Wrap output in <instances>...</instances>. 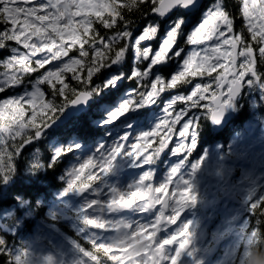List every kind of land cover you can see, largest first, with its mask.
<instances>
[{
  "label": "rangeland",
  "instance_id": "obj_1",
  "mask_svg": "<svg viewBox=\"0 0 264 264\" xmlns=\"http://www.w3.org/2000/svg\"><path fill=\"white\" fill-rule=\"evenodd\" d=\"M112 1L115 0H53L52 4H47L42 3L41 0H35L34 7L28 8L25 16H21V22L24 19L23 24L15 26H21L22 31L17 32L13 29L11 36H0V38L7 37L17 43L12 48L14 54L6 61L7 65L12 60V63L8 65V69L22 70V73L31 72V63L34 61L39 64L40 59L46 58L45 54L47 52L54 53V55L48 57L53 62L46 66L57 67L54 72L49 69V72H51L49 78L60 77L62 71H74L82 61L73 56L67 63L62 64L60 57L67 56L68 53L70 55L69 50L74 46L79 45L82 49L81 39L91 28L89 22H92L98 16L109 17L112 15L113 7L110 5ZM248 2L249 0H244L243 14L246 25L252 34L260 38L261 49L259 54L264 55V4L261 3L264 0H251V4ZM33 3L34 0H27L24 6L27 8ZM212 15H214L212 21L214 30L219 24L223 25L231 21L229 16L223 13L220 2L207 9L201 22L210 19ZM180 21V19L171 21L167 28L165 27V32L158 43L154 42L159 32V27L156 25H148L139 32H135L136 34L131 33L129 29L122 30L118 35L127 37V39H124L125 46L118 54L119 59L112 62L111 66H121L126 60L127 51L130 48L135 54V61L142 60V64L145 65L143 69L135 68L134 73L148 69L154 59V54L161 48L162 42ZM249 24L251 27H249ZM199 25L192 30V33ZM154 27H158V31L149 35L150 30ZM4 28L2 27L1 30ZM191 34L188 35V38ZM141 35H145L147 38L140 40ZM221 35H223V32H221ZM22 37L25 38L21 39ZM219 42L220 44H217ZM67 43H69L68 47L65 48L64 45ZM221 44L230 45V47L221 46ZM236 45L238 46L236 68L238 75L232 76L231 74L234 72L232 63ZM241 45L242 39L236 35L234 37L229 36L224 41H220L218 37L215 40L212 37H206L198 44L189 43L190 49L187 50L188 53L186 54L181 51L178 55H173L176 51V48H173L167 54L168 59L166 61V67H175L173 74L180 72L185 67L183 61L191 56L193 52L205 53L199 62L200 66L197 68L196 73L192 74L191 81L186 82L187 88H182V90L188 89L187 92L178 91L174 93V91H171V97L163 102L162 107H160L159 102H161L162 93L167 92L165 90L159 93L152 103L146 106L157 110V112L154 111L153 119L150 120L151 125L148 128L141 129L133 134L132 132L129 133L128 130L131 129L130 127L134 125L135 121L125 126L123 124L124 129L111 141L110 145L100 148L103 152L109 153L113 145L118 143L123 136H133L134 139L138 140L143 131L151 130L159 123L169 105H176V109L180 110V113L177 114L179 117L186 110L188 99H191L201 88L204 91L208 90L207 84H203L208 82V77L205 76L207 74L208 76L219 75L217 79L223 77V80L228 77V89L236 82H242L245 79V95L251 97L252 100L251 109L254 116L246 123L243 132L232 136L227 151L222 148V142H219L215 147L205 149L200 154L199 159H193L196 129L199 122L193 125L192 118L189 117L180 130V136L183 139L179 141L178 145L176 141L180 137L173 134L171 139L168 140V145L167 142L163 143L154 153L155 155L149 163H145L144 160L132 155H118L111 171L102 174L100 179L97 180L102 183L100 188L94 189L92 185L83 191L78 187L72 188L68 193V197L64 199V205L59 209L56 206L53 208L55 214L63 221H68L76 233L92 239L98 243V246L104 245V248L109 251L113 246L121 245L123 241L130 239L141 229L147 233L146 236L141 237V243H144L150 235L161 233L164 229L169 232L170 229H174L178 236L172 235L167 241L175 242L177 238V242L174 243V250L164 248V252L161 254V258L165 260L164 264H250L252 258L251 248L257 241V234L249 229L250 216L245 215V212L250 214L253 211L252 208L257 206L258 201L264 197V115L258 111L259 107L264 105V84L260 83L256 75V58H251L249 55L250 51L254 49L251 45L246 48ZM149 46H151L153 55L146 58L143 52ZM100 47H95V49L100 51ZM210 47L213 51L208 53ZM64 59H67V57ZM219 60L220 62H216L214 67H210L214 61ZM161 66V64H156L152 70H157ZM6 71L0 73V82L7 81L6 84L16 83V75L10 72L11 70ZM197 74L198 77H196ZM153 75L151 71L148 77L145 78L146 81L154 80L159 76L158 74ZM121 78L119 77L117 81L120 82ZM21 85L17 86L20 88L21 93L10 98L21 96L27 98L37 87L42 89L40 79L35 82H28L23 87ZM214 88L215 85H211L209 92L205 93V96L201 95V99L208 100L205 102L210 104L202 105L201 111L194 112L197 121L205 116L204 107L209 108L210 114L213 111L211 103L218 94L214 92L210 97ZM128 97L125 96L118 103V106L122 105ZM227 100L225 99L224 102ZM45 102H47L46 98ZM39 103H44V101H37V104ZM131 103L130 100L129 104L131 105ZM44 106L48 107L47 104ZM238 106L237 102L232 104L233 115L237 113ZM25 107L28 109L25 116V119H27L30 115L31 106L25 105ZM140 107L142 105L136 104L135 107H130L129 111H136ZM24 111L26 110L22 106L2 105L0 107V153H2V145L9 140L15 141L11 131H5L4 129L12 130L17 122L14 117ZM123 115L117 121L122 120ZM169 115L174 117L175 113H169ZM183 119L185 117H181V122ZM169 123H171V119ZM166 127V125L163 126V128ZM179 127L180 123L178 122L173 132H178ZM163 128L160 130L161 135H164ZM136 143L142 144L144 141H136ZM156 143H158L157 139H151L148 146L142 151V155L152 154L151 149ZM166 150L167 153L163 154ZM89 156L98 157V148L95 147L93 151H89L83 161ZM234 158L240 160L239 166L232 164L231 160ZM189 159H191V162ZM93 171H96V169H93ZM149 171L152 172V176L150 180L144 182L145 184L150 182L144 191L150 195L151 201L155 204L158 203L159 208L155 209L149 207L147 203H143L149 196L139 197L141 200L128 208L119 204H111L112 198L120 192H130L137 187L140 177ZM87 172L86 169L84 175L81 176V180L84 179ZM176 176H178L177 179ZM111 178L118 180L115 183ZM172 180L176 183H172ZM79 183L80 181H77V186ZM167 184H169L168 187H166ZM137 191H139V187H137ZM165 198L168 199V207L171 209L168 212H165V209L162 208ZM130 208H132V212H129ZM150 211L155 212L154 218H152L153 213ZM132 214H135V217ZM145 217H147V220ZM218 217H222L223 220L214 230V238H211L205 245H197V242L201 240V235H204V231L208 229L209 221L212 223ZM86 220L96 221L94 224L96 226L93 229L86 228L84 226ZM100 225H104V227L101 228ZM155 227L156 232L154 231ZM48 236L50 237L47 239V245L39 243V238L33 239L30 243L31 246L28 247V252L25 253L27 264H102L97 256L85 251L79 246V243L67 237L57 227L48 229L46 237ZM227 238L235 240L234 243L221 245V242ZM152 243H154V240H152ZM134 246L138 247V245ZM155 246L159 249L160 243L153 245L151 249L142 250L138 257L133 256L134 264H150L156 258L154 255ZM112 251L123 259V252L131 251V248L123 250L114 248ZM147 251L149 254L144 256ZM216 253H220V255H218L215 262H211L212 256ZM176 254L180 256L177 257ZM40 258H43V261H39ZM124 264H127L126 259ZM157 264H160V262L158 261Z\"/></svg>",
  "mask_w": 264,
  "mask_h": 264
},
{
  "label": "trees",
  "instance_id": "obj_2",
  "mask_svg": "<svg viewBox=\"0 0 264 264\" xmlns=\"http://www.w3.org/2000/svg\"><path fill=\"white\" fill-rule=\"evenodd\" d=\"M160 2L161 0H159ZM219 2L222 4L223 13L228 16L231 13L230 19L234 16V31L242 33L244 36L243 39L241 38V46L246 48L251 45L255 50L251 51V53L256 58V75L260 83L264 84V55L259 54L261 41L258 36L252 34L247 28L245 16L242 15L244 0H205L201 7L202 9L197 10L194 14L178 10L167 19L160 16L158 11L159 3L157 4L156 0H147V2L145 0H139V2L137 0H127V7L121 9L122 12L117 11L116 7L121 3V0H115L110 4L113 7L112 15L109 16L111 20L105 18L106 16L104 15L95 19H101L104 23V25L99 26L101 39H110L121 33L122 30L129 29L131 33H135L148 25H156L159 27V32L154 42L157 43L160 42L159 39L164 34L165 27L167 28L171 21L183 19L186 26L182 28L183 31L176 43V48H182L183 53L186 54L188 53L187 50L190 49L188 35L199 25V22L201 23L207 9ZM224 9H227V12ZM117 16H119L118 22ZM93 20L89 22L91 25L90 30L92 29ZM109 24H116L115 31L112 30ZM10 26L11 24L9 23L7 27ZM2 27H6V25L3 21H0V30ZM93 27H96V25L94 24ZM90 30L84 37L89 34ZM250 33L252 34L251 41H248L247 37L250 36ZM87 42L86 40L85 43ZM117 43L120 45V52L125 46L124 39L117 41ZM16 45V42L7 37L0 38V73L7 72L8 68H5L6 61L14 54L12 48ZM76 47L70 48V55L76 56ZM92 47H99V45L94 44ZM142 63V60L135 61L134 52L128 48L126 60L121 66H111L112 63H110L95 74L93 81L98 91L92 95V104L81 116L72 118L61 127L51 129L49 125L30 144L25 141L17 146L16 140H9L2 145V152L8 148L11 156V149H15L16 155L12 160V170L6 174V178L4 173H0V264H27L25 253L28 252V247L31 246L30 243H32L33 239L39 238V243L47 245V239L50 236L46 237V231L55 227L67 237L74 239L85 251L97 256L102 264H114L110 257L111 253H109L111 250H106L104 245L98 246V243L92 239L76 233L68 221H63L55 214L53 208L56 206L59 209L64 205V199L68 197L71 183L68 177L70 169L81 163L85 155L89 151H93L95 147H108L111 141L124 129L126 124L123 126L122 120L113 122L108 117L110 111L117 107L125 96H129L130 92L137 88L138 81L133 77L135 68H144L145 65ZM35 64L34 61L31 63V72H25L30 75H24V83L20 84L22 87L26 86L28 82L38 81L42 74H45V78L49 80L57 79L59 82L63 79L62 76L49 78L51 72L46 73V69L43 66H41L40 71H35ZM45 67H48V69L52 68V66ZM159 69L152 70V75H161ZM174 69L175 67H165L162 74L170 78ZM81 75L84 74L81 73ZM116 77H118L117 80L122 77L121 81L115 80ZM65 79L68 83H75L71 81V73H68ZM108 81H115V84L111 87H106L105 85ZM186 82H179L175 88H166L167 93H162V99L159 102L160 107H162L164 101L171 97V91H174V93L178 91L186 93L188 89L182 90L184 87L187 88L188 82ZM7 86L8 84H5V87ZM41 86L46 93L49 91L47 84H41ZM245 89H243L237 102L239 105L237 113L233 115L227 127L220 133L215 132L211 127L208 116L200 118L196 129L193 159H199L201 157L200 154L205 149L215 147L219 142H222V148L227 151V146L230 144L232 136L243 132L246 123L254 116L251 109L252 100L251 97H246ZM20 93V88L17 86L8 87L6 91H0V104L6 98L15 97ZM45 98L48 100L50 97L46 95ZM68 106L58 115L57 119L64 114ZM154 111L157 112V110ZM258 111L264 115V105L259 107ZM150 125V121L146 125H140L135 132L148 128ZM129 133L131 132L129 131ZM157 144L151 150L157 147ZM73 145H79V147L73 149ZM62 150H64L63 155L57 158V153ZM165 153H167V150L163 152V154ZM189 160L191 162V159ZM101 184V181H94L92 187L98 189ZM263 204L264 198L259 202L256 209L257 213L263 212L264 208L261 209ZM88 221L90 220L85 221L84 226L93 229L96 225ZM262 221L257 222L258 225L253 229L250 226L257 234V241L251 248L252 258L250 264H264V223Z\"/></svg>",
  "mask_w": 264,
  "mask_h": 264
},
{
  "label": "snow or ice",
  "instance_id": "obj_3",
  "mask_svg": "<svg viewBox=\"0 0 264 264\" xmlns=\"http://www.w3.org/2000/svg\"><path fill=\"white\" fill-rule=\"evenodd\" d=\"M139 2V0H137ZM147 2V0H145ZM157 4L159 3V0H156ZM184 4H192L193 0H182ZM25 3H27V0H0V21H3V23L6 25V27L3 30H0V36H11L13 29L15 31L19 32L22 31L21 26L15 27L16 25L23 24V21L21 22V16H25V12L28 8L34 7V3L30 7H25ZM251 4V0L248 2ZM264 4V2H261ZM117 11H121V9H125L127 7V0H121V3L116 6ZM198 5H193V7L190 9V11L194 14L198 10ZM244 9V5H243ZM227 12V9H224ZM122 12V11H121ZM242 15H244L242 13ZM229 16H231V13H229ZM105 18L111 20V17L106 16ZM213 18L214 15L211 16L210 19H205L201 24L197 27L196 30L190 35L189 43L192 44H198L203 38L206 37H212L213 40H215L217 37L220 41L227 40L229 36H236L239 35L242 39L244 36L242 33H237L234 31V16L232 17L231 21L226 24H219L218 27L214 30L213 28ZM117 22L119 21V16H117ZM9 22L11 24V27H7L9 25ZM96 25V27H93V25ZM92 29L90 30L89 34L86 37H82L81 43L84 44V47L81 49L79 45L76 47V58L82 63L78 65L74 71H62L60 75L63 77L61 81H57V79H47L45 78V74H42L40 77V83L41 84H47L49 86V91L46 93L44 90H42L40 87H37L35 91L31 92L30 96L25 98L23 96L16 97V98H6V100L0 104V105H16L17 107H23L26 111L21 112L19 115H16L14 118L17 121L13 127L12 130L4 129L5 131H11L13 138L17 142V146L23 144L25 141H27L29 144L32 142L33 139H37L38 136L43 132L45 128H47L55 119H57L58 115L63 112L65 107H67L70 103H80L81 101H86L90 96L95 94L98 91L97 86L95 85L93 81V77L95 74L104 66L109 65L112 62H115L119 59V56L117 53L119 52L120 45L116 42L121 39H127V37H121L119 35L114 36L112 38H104L101 39V32L99 30V26L104 25L103 20L101 19H94L93 20ZM109 26L112 28L113 31L116 29V24H109ZM186 26L185 21L181 19L179 24H177L176 28L170 32L169 36L162 42L161 48L154 54V59L151 61V65L148 69L143 71H137L134 74L133 78L138 79L139 83L137 85V88L134 91L130 92L129 97L123 101L122 105L118 106L115 110L110 111V115L108 117L111 121H117L118 118L122 117V123L123 124H131L133 121H135V124L132 126L131 129H129L130 132L133 134L136 131V128L140 125H146L150 120L153 119L154 110L150 107H146L147 105L151 104L153 99L161 92L165 91V88H175L178 86V82L185 83L186 80L191 81V77L193 73H196L197 68L200 66L201 58L205 55V53L202 52H193L191 56H189L186 60L183 61L185 67L178 73L173 74L170 78L164 76L162 73L164 71V68L166 67V61L168 59V53L173 49L176 48V41H178L181 37L182 28ZM249 27L251 25L249 24ZM158 31V27H154L150 30L149 35L151 33ZM221 32H223V35H221ZM227 33V35H226ZM252 34L250 33V36L247 37L248 41H251ZM25 37H22L21 39H24ZM147 37L145 35H141L139 37L140 40H144ZM88 41L85 43V41ZM71 42V41H70ZM210 43L209 41H206ZM68 44H65L64 47L67 48ZM71 44V43H70ZM98 44L100 47V51H97L92 45ZM217 44H220L217 43ZM224 44H221V46ZM227 47H230V45H224ZM183 49L182 48H176V51L173 53V55H178ZM213 51L212 47H210L208 53H211ZM83 53V55H82ZM54 53H47L45 54L44 59H40L39 64H35V71H40L41 65H43V68L46 69V73L51 71H55L57 67H53L50 70L48 67H45L46 65L51 64L53 61L51 59H48V57L53 56ZM143 55L147 58L149 56H152L153 53L151 51V46H149L147 49L144 50ZM67 57V59H64ZM73 58L72 55L63 56L60 57V61L62 64L67 63L69 60ZM45 61H47L45 63ZM195 61V64H194ZM216 62L214 61L210 67H214ZM12 63V60H10L5 68H8V65ZM61 64V66H62ZM156 64H161V68L159 71L161 72V75H159L154 80H147L146 77H148L149 73L152 71V68ZM60 66V67H61ZM59 68V67H58ZM11 70L10 72H13L17 77V82L14 84H8L7 87H5V82H0V91H6L8 87L13 86H19L20 84L24 83V75H30L29 73H22L21 71H15L14 69H8ZM68 73H71V81H74L75 83H68L66 82L65 77ZM83 73L84 75H81ZM78 74V75H77ZM238 75V72L236 73ZM199 75L197 74L196 77ZM205 76L208 77V82L203 83L207 84L208 90L204 91L203 88L199 89L191 99L187 100L186 110L180 114L178 117V112L180 113V110L176 109V105L172 104L169 105L166 110L164 111L163 116L161 117L159 123H157L151 130L143 131L140 135L138 140L134 139L133 136H123L120 138L119 142L113 145L111 151L109 153H105L98 147L99 156H89L86 160L79 163L75 168L71 170V172L68 174V177L71 181L69 185V190L72 188L78 187L80 190H85L89 188L94 181H97L100 179L102 174H105L109 171H111L114 161L117 158L118 155H132L134 157H138L139 159H142L145 161V163H149L152 159L154 153L162 146L163 143L167 142L171 139V136L173 134L178 135L180 139L176 141V144H179V141L183 139V137L180 136V130L184 127L186 121H188L189 117L192 118V124L195 125L198 123L196 116L194 115V112L201 111V106L205 104H210L205 101L208 100H202L201 95L205 96V93L209 92V88L211 85H215V88L211 91L210 97L213 95L214 92L222 95L220 96L221 102L225 99H229V97L234 96L233 93L227 92L225 93L224 88L228 89L229 85L228 83L223 84V88L220 87L221 82L223 81V77H220L217 79V76H208L205 74ZM204 76V77H205ZM115 81H108L106 83V87L113 86ZM159 85V87H158ZM49 96L50 98L45 102V96ZM209 97V96H207ZM135 98V99H133ZM43 100L44 103L37 104V101ZM132 101V106H130L129 101ZM232 100V99H231ZM230 100V103H231ZM47 104L48 107H45L44 105ZM136 104L142 105L139 109L136 111H129L130 107H135ZM213 107H219V104L213 102L211 103ZM25 105L31 106L30 115H28L27 119H25L26 112H28V109L25 107ZM225 109H221V113H223ZM203 112L205 116L210 115V110L207 107L203 108ZM169 113H175L174 117L170 116ZM181 117H185L183 121L181 122ZM222 116H217L215 118V121L219 122ZM171 119V123H169V120ZM180 123V127L178 129V132L174 133L173 130L176 127L177 123ZM167 126L166 128H163V126ZM174 125V127H173ZM163 128L164 135L160 134V130ZM151 139H157L158 140V146L155 147L152 150V154L148 155H142V151L144 148L148 146V142ZM143 140L144 143L137 144L136 141ZM79 145H73L72 148H78ZM72 150V149H68ZM63 151L57 153V158L63 155ZM16 155L15 149H11V156L9 155L8 148L5 149L4 152L0 153V173L6 174L12 170L13 164L12 160L14 156ZM6 158V162H5ZM38 166V165H37ZM88 170L87 175L84 177L83 180H81V176L84 175L85 170ZM93 169H96V171H93ZM152 176V172L149 171L145 175L141 176L138 182L139 191H137V187L133 188L130 192H120L118 195L114 196L111 200V204L113 205H121L126 208L131 207L135 204H137L139 197L141 196H149L144 189L146 186L150 183L145 184L144 182L146 180H150V177ZM178 176H176V179ZM77 181H80L79 185L77 186ZM172 183H176L173 182ZM169 184L166 185L168 187ZM179 194V193H177ZM159 198V196H157ZM143 203H146L144 201ZM89 223L95 224L96 221H88ZM101 228L104 227V225H100ZM147 233L141 229L139 232L134 234L130 239H126L122 242L121 245L113 246L111 251L110 257L112 258V261L114 264H124L125 259L127 260V264H134V261L132 259L133 256H139L140 252L142 250H148L153 247L152 240L149 239L144 243H141V237L146 236ZM139 242V243H137ZM134 245H138V247H135ZM120 249L123 250L125 248H131V251H124L123 252V259L118 257L115 252H112V250ZM108 253V254H109ZM161 254L162 250L157 249L155 246V259L150 262V264H157V262L161 260ZM139 261V260H136ZM140 262V261H139Z\"/></svg>",
  "mask_w": 264,
  "mask_h": 264
},
{
  "label": "water",
  "instance_id": "obj_4",
  "mask_svg": "<svg viewBox=\"0 0 264 264\" xmlns=\"http://www.w3.org/2000/svg\"><path fill=\"white\" fill-rule=\"evenodd\" d=\"M205 0H193L192 4H184L182 0H161V2L158 5V11L161 17L163 18H169L172 14L177 12L179 9L184 10L188 13H192L190 9L193 7V5H198L200 9ZM42 3L52 4L53 0H41ZM55 3L57 1H54ZM237 63H238V46H235L234 50V56H233V68L234 72L231 74L232 76H235L237 73ZM228 77H225L222 83L220 84V87L223 88V84L227 83ZM245 79H243L242 82H236L235 85H232L230 89H228L227 92H231L234 94L233 98L229 97L227 102L225 103L224 100L221 102L220 96L222 93L217 94L213 102L219 104V107H213V111L210 114L209 117V123L211 126L215 129L217 133H220L227 127L229 122L232 119V104L237 102L240 95L242 94L243 87H244ZM226 88V87H225ZM224 88V90H225ZM158 96V95H157ZM156 96V97H157ZM155 97V98H156ZM232 99V100H231ZM93 97L90 96L86 101H81L80 103H70L67 110L64 112V114L52 122L49 126V128L53 129L56 127L64 126L66 123H68L72 118L81 116L84 111L92 104ZM231 100V103H230ZM221 109H225L223 113H221ZM217 116H222L220 121H215V118ZM232 164L239 165L240 160L237 158H234L231 160ZM150 200V198H148ZM166 207V203H165ZM40 261H43V258L39 259Z\"/></svg>",
  "mask_w": 264,
  "mask_h": 264
},
{
  "label": "flooded vegetation",
  "instance_id": "obj_5",
  "mask_svg": "<svg viewBox=\"0 0 264 264\" xmlns=\"http://www.w3.org/2000/svg\"><path fill=\"white\" fill-rule=\"evenodd\" d=\"M260 201H261V199L258 201V205H259V202ZM167 205H168V203H166V206ZM258 205L252 208L253 211L250 214H248L247 212H245V215H249L250 216V219L249 220H250V226H252V229L255 228L258 225L257 222H261L263 220L262 222L264 223V210L261 213H257L256 212V209L258 208ZM154 208L155 209L159 208L158 203H156V204L154 203ZM162 208H164V203L162 204ZM263 208H264V204L261 207V209H263ZM170 210L171 209L168 207V209L167 210H164V211L165 212H168ZM130 211H132V208H131ZM183 220H186V219H183ZM222 220H223L222 217H220V218L218 217V218L214 219V221L212 223L209 221V223H208V225H209L208 226V229L204 231L205 232L204 235H201V240L197 242V245H199V244L200 245H202V244L205 245L207 242H209V240L211 238H214V230L217 229V226L219 224H221ZM250 226H249V229H251ZM173 227H171V228H173ZM155 230H156V227H155ZM158 234H161V235L155 234L154 237H156V235H157V239L160 242L159 249L162 250V253L164 252V248L165 249H169V250H174L175 249L173 247H174V243L177 242V238H176V241L175 242L167 241V239L168 238H171L172 235H176V237L178 236V233H176L174 229H170V232H168L166 229H164V231L162 233L159 232ZM234 241L235 240H232V238H227V239H224V241L221 242V245L222 244L229 245L230 242H233L234 243ZM220 251L221 250L219 249V252ZM218 255H220V253L214 254L212 256L211 262H215L217 260V258H218ZM164 262H165V260L163 258H161L160 264H164Z\"/></svg>",
  "mask_w": 264,
  "mask_h": 264
},
{
  "label": "bare ground",
  "instance_id": "obj_6",
  "mask_svg": "<svg viewBox=\"0 0 264 264\" xmlns=\"http://www.w3.org/2000/svg\"><path fill=\"white\" fill-rule=\"evenodd\" d=\"M176 256L178 257V256H180L179 254H176Z\"/></svg>",
  "mask_w": 264,
  "mask_h": 264
}]
</instances>
